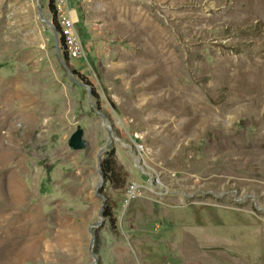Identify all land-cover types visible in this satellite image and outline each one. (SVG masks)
Wrapping results in <instances>:
<instances>
[{"label": "rangeland", "instance_id": "obj_1", "mask_svg": "<svg viewBox=\"0 0 264 264\" xmlns=\"http://www.w3.org/2000/svg\"><path fill=\"white\" fill-rule=\"evenodd\" d=\"M40 2L0 0V264H264V0H68L80 60Z\"/></svg>", "mask_w": 264, "mask_h": 264}, {"label": "bare ground", "instance_id": "obj_2", "mask_svg": "<svg viewBox=\"0 0 264 264\" xmlns=\"http://www.w3.org/2000/svg\"><path fill=\"white\" fill-rule=\"evenodd\" d=\"M56 2L57 0H54V6H55V10H56V19L58 22V26L60 28V32H61V36L64 39V44H65V51L67 53V55L69 56V58L71 60H76L73 56L72 53V47H70V31L69 30H65V23L64 21L61 19V15H60V7L56 6ZM149 31V30H148ZM156 31L158 33H160V29L156 28ZM147 32V31H144ZM151 33V32H149ZM154 33V32H153ZM156 34V33H154ZM149 35V34H148ZM159 35V34H157ZM161 36V35H160ZM157 37V36H156ZM155 38V35H154ZM160 38V37H159ZM159 38H155L153 40L154 45L151 44L150 42H148L149 45H151V47H149V52L147 51V55L149 56V58L151 59L150 61H146V62H142L140 64V67L143 71V69H160V70H164L165 68H168V65L170 64V60H169V56L167 54V51H165L167 44L165 43V41L163 42V38L161 37V39ZM147 41V40H146ZM147 45V44H146ZM171 55V53H170ZM144 60V59H143ZM139 67V68H140ZM158 71V70H157ZM149 72V71H148ZM152 72H156L153 71ZM162 72V71H161ZM147 73V72H146ZM163 75V74H162ZM159 76V74H158ZM165 76V75H164ZM152 77V76H151ZM161 77V76H159ZM163 78V77H162ZM164 79V78H163ZM162 80V79H161ZM154 83V82H153ZM149 86V85H148ZM194 99V98H193ZM193 102V101H192ZM194 104V103H193ZM196 105V104H195ZM11 180L9 181L10 184V194L15 198L14 200V205L15 206H19L22 204L24 198H25V191L24 188L22 187V184L20 182V180L16 177V176H12L10 177ZM10 212V211H9ZM13 213V212H12ZM5 217V216H4ZM11 217V216H10ZM26 218H30L33 219L34 218V214L28 213L25 215ZM5 219V218H4ZM11 219V218H10ZM6 220V219H5ZM9 219H7L8 221ZM5 222V221H4ZM1 224V223H0ZM34 230V229H33ZM30 248V247H29Z\"/></svg>", "mask_w": 264, "mask_h": 264}, {"label": "built area", "instance_id": "obj_3", "mask_svg": "<svg viewBox=\"0 0 264 264\" xmlns=\"http://www.w3.org/2000/svg\"><path fill=\"white\" fill-rule=\"evenodd\" d=\"M67 3H68V0H57L56 6L60 7V15H61V19L65 23V30L70 31V45L69 46L72 47V53L76 60L86 59L87 54L85 52L84 46L81 42V39L76 29L77 24L67 14V10H68ZM135 143H136V146L142 147L143 153H144V150H145L144 147L136 141ZM140 196H141V191H140V188H138V185L136 183H131L127 187L125 202L129 204L130 202L136 200Z\"/></svg>", "mask_w": 264, "mask_h": 264}, {"label": "water", "instance_id": "obj_4", "mask_svg": "<svg viewBox=\"0 0 264 264\" xmlns=\"http://www.w3.org/2000/svg\"><path fill=\"white\" fill-rule=\"evenodd\" d=\"M40 3H41V2H40V0H39V11H40V17H41V19H43V18H42V6H41ZM44 22H46V23L52 28V30L54 31L55 37L57 38L58 33L56 32V28L54 27V25L52 24V22L47 21V20H44ZM57 54H58V58H59V60H60V63L63 65V67H64V69H65V71H66V73H67L69 79H70L72 82H74L75 84L80 85V86L84 87L85 89H87L88 92H89V94H90V97H92V88L89 87L88 85H86V84L80 82L78 79H76V78L73 76V74L70 73V70H69L68 66L65 65V63L62 61V58H61V55H60L58 49H57ZM90 103H91V101H90ZM91 105H92V104H91ZM97 113L102 117L103 122H104V124H105V127H106V129H107V131H108L110 137H113V134H112V131H111L110 127L107 126V122H108V121H107V118L105 117L104 114H102V113H100V112H98V111H97ZM69 147H70L72 150H74V151H82V150H85V149L88 147V142H87V141L85 140V138H84V130H83V129L78 128L77 131L71 136V138H70V140H69ZM108 147H109V145H108ZM100 160H101V157H100V155H99V156H98V161H99V168H100V170H101ZM101 173H102V172H101ZM102 182L105 183V179L103 178V176H102ZM101 218H102V220H104L103 217H101ZM93 245H94V237L92 236V243H91V245H90V249L93 247ZM93 257H94V259H95V261H94L95 263H94V264H96V262H97V261H96V260H97V256L93 255Z\"/></svg>", "mask_w": 264, "mask_h": 264}, {"label": "trees", "instance_id": "obj_5", "mask_svg": "<svg viewBox=\"0 0 264 264\" xmlns=\"http://www.w3.org/2000/svg\"><path fill=\"white\" fill-rule=\"evenodd\" d=\"M49 8L52 11V15H53L52 24L56 28L57 32L60 33V35H61L60 28H59L58 22L56 20V10H55V6H54V0H50V2H49ZM62 49H63V57L65 59L68 58V55H67V53L65 51L64 39L62 40ZM109 162H110V160H106V161H103L102 162L101 172H102V175L104 176L105 179H107L109 181H112V177L111 176L113 174V169H112V167L109 166ZM104 216H105V218H109V219L112 218L111 215H104Z\"/></svg>", "mask_w": 264, "mask_h": 264}]
</instances>
